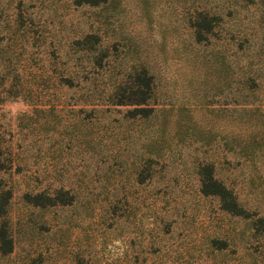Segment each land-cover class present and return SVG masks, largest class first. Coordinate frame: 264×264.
I'll return each instance as SVG.
<instances>
[{"label": "rangeland", "instance_id": "374dc122", "mask_svg": "<svg viewBox=\"0 0 264 264\" xmlns=\"http://www.w3.org/2000/svg\"><path fill=\"white\" fill-rule=\"evenodd\" d=\"M6 191L0 264H264V0H0Z\"/></svg>", "mask_w": 264, "mask_h": 264}, {"label": "trees", "instance_id": "16d2710c", "mask_svg": "<svg viewBox=\"0 0 264 264\" xmlns=\"http://www.w3.org/2000/svg\"><path fill=\"white\" fill-rule=\"evenodd\" d=\"M78 1L79 2L86 1V2L95 3V2H98L99 0H78ZM142 72L146 73V70L143 69ZM136 78H137L136 80L139 83H141L142 85H144L145 87H150V84H151L150 83V80H151L150 75L144 74V77L141 78L140 74H138ZM137 92H141L143 95H145V93L147 91H144L143 89H138V91L136 90L135 93H137ZM143 98L144 97L142 96V99H140V100H143ZM207 174L210 178H212V175L210 172ZM210 184H211L212 188L209 187L206 182L203 183L202 190L204 192H216V193L221 194L222 196H224V193H226L228 190L221 183H219L218 181H216L213 178H212ZM10 197H11V192L6 191V194H4V196L2 197V200H0V218H2L0 221V250L3 252L10 251L12 248V245H13L12 237H11V235L8 234V221L4 217L6 214V205H7ZM36 197L37 196H33V198H36ZM235 205H236V203L234 202L233 205H231V206L230 205H224V207L229 209V210H235L236 209Z\"/></svg>", "mask_w": 264, "mask_h": 264}]
</instances>
